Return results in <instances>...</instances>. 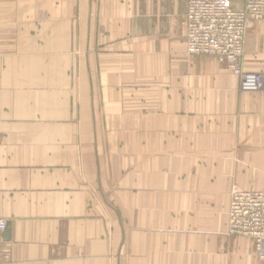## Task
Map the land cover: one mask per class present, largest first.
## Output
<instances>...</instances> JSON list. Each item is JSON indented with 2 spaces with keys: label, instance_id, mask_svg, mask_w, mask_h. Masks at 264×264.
I'll return each instance as SVG.
<instances>
[{
  "label": "crops",
  "instance_id": "obj_1",
  "mask_svg": "<svg viewBox=\"0 0 264 264\" xmlns=\"http://www.w3.org/2000/svg\"><path fill=\"white\" fill-rule=\"evenodd\" d=\"M186 6L0 0V264H264L227 234L231 187L264 190V19L245 91Z\"/></svg>",
  "mask_w": 264,
  "mask_h": 264
},
{
  "label": "built area",
  "instance_id": "obj_2",
  "mask_svg": "<svg viewBox=\"0 0 264 264\" xmlns=\"http://www.w3.org/2000/svg\"><path fill=\"white\" fill-rule=\"evenodd\" d=\"M264 19V0H187L185 49L215 57L245 91H257L262 74L243 67V41L252 24ZM6 220L0 217V243ZM227 233L249 239L256 259L264 261V190L232 187L227 207Z\"/></svg>",
  "mask_w": 264,
  "mask_h": 264
},
{
  "label": "rangeland",
  "instance_id": "obj_3",
  "mask_svg": "<svg viewBox=\"0 0 264 264\" xmlns=\"http://www.w3.org/2000/svg\"><path fill=\"white\" fill-rule=\"evenodd\" d=\"M242 2H243V0H242ZM242 2H241V3H242ZM233 187H234V186H233ZM231 189H232V187H231ZM231 189H230V191H231ZM227 234H228V233H227ZM228 235H229V234H228ZM230 236H233V235H230ZM235 237H237V236H235ZM252 251H253V250H252ZM253 255H254V253H253Z\"/></svg>",
  "mask_w": 264,
  "mask_h": 264
},
{
  "label": "water",
  "instance_id": "obj_4",
  "mask_svg": "<svg viewBox=\"0 0 264 264\" xmlns=\"http://www.w3.org/2000/svg\"><path fill=\"white\" fill-rule=\"evenodd\" d=\"M7 229V226L5 227V229L4 230H6ZM3 235H4V233H3Z\"/></svg>",
  "mask_w": 264,
  "mask_h": 264
},
{
  "label": "bare ground",
  "instance_id": "obj_5",
  "mask_svg": "<svg viewBox=\"0 0 264 264\" xmlns=\"http://www.w3.org/2000/svg\"><path fill=\"white\" fill-rule=\"evenodd\" d=\"M229 196H230V194H229Z\"/></svg>",
  "mask_w": 264,
  "mask_h": 264
}]
</instances>
